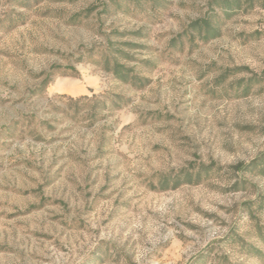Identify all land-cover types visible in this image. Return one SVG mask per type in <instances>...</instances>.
<instances>
[{"label":"rangeland","instance_id":"obj_1","mask_svg":"<svg viewBox=\"0 0 264 264\" xmlns=\"http://www.w3.org/2000/svg\"><path fill=\"white\" fill-rule=\"evenodd\" d=\"M211 1L0 0V264H264V8Z\"/></svg>","mask_w":264,"mask_h":264},{"label":"trees","instance_id":"obj_2","mask_svg":"<svg viewBox=\"0 0 264 264\" xmlns=\"http://www.w3.org/2000/svg\"><path fill=\"white\" fill-rule=\"evenodd\" d=\"M211 4H216L217 8L222 10L224 13L225 12H236L239 11L241 8H243L244 5L246 6H254L258 4L259 6L261 5L264 8V0H212L210 2ZM16 18H10V23H12L9 27V29L15 27L17 24L14 23ZM190 28H195L200 37H202L205 40H208L210 36H212V32L214 31V27L212 26V20L208 16V18H200L193 22L190 25ZM107 64L109 63L106 61ZM122 67L118 64H114V72L119 75L120 69ZM106 103V102H104Z\"/></svg>","mask_w":264,"mask_h":264}]
</instances>
